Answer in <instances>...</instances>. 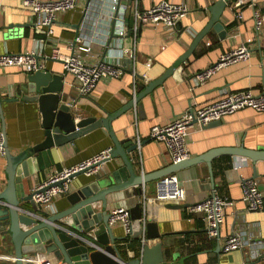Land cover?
Segmentation results:
<instances>
[{
	"label": "crops",
	"instance_id": "1",
	"mask_svg": "<svg viewBox=\"0 0 264 264\" xmlns=\"http://www.w3.org/2000/svg\"><path fill=\"white\" fill-rule=\"evenodd\" d=\"M159 1L77 0L76 8L56 14L51 32L47 34L45 27L35 26L36 16L21 6V0H0V54L34 52L40 69L61 76L62 94L69 106L70 102L75 101L70 107L77 114L99 118L113 113L134 100L135 95L150 81L174 67L163 83L144 94L111 122L117 139L130 138L137 143L136 150L128 154L137 174L152 173L171 163L166 145L151 139L149 135L153 125L168 123L189 107L211 103L227 91L250 89L253 93H260L264 90V27L257 28L253 22V11L262 12L264 0H249L239 6L235 5L239 0H229L219 18L226 30L225 37L220 38L217 31L210 28L182 61L179 59L208 22L211 16L209 6L216 0H166L187 7V14L179 21L178 28L169 29L163 24L141 23L135 19L136 9L146 10ZM119 28L126 31L123 38L117 33ZM76 36L82 37L89 47L88 51L77 48V44H74ZM129 37L133 38V60L127 57L122 48V42H128ZM241 44H246L251 50L248 59L221 68L202 83L195 82L197 72L213 64L222 52ZM54 46L65 55L79 54L86 63L112 56L122 60L125 70L119 77L100 79L88 95H80L76 77L63 69L59 59L51 58ZM28 73L24 67L0 66L1 97L14 96L16 91L19 92L18 89L27 83ZM19 93L23 94L22 90ZM2 107L7 145L12 153L42 141L41 115L35 103L19 101L3 103ZM239 145L264 149L263 112L243 108L224 115L218 124L208 127L194 125L187 140L189 157L218 147ZM109 146H113L109 135L101 128H95L53 150L54 164H44L40 169L34 160L28 175L22 179L25 193H31L33 187L55 169L75 164ZM122 165L121 157L117 156L105 161L95 175L73 176L67 192L53 199L47 213L64 209L68 193ZM5 167V157L0 155V190L5 187ZM254 172L256 177L253 176ZM212 173L213 183L208 166L200 162L174 174L185 192V199L178 205L187 207L201 201L213 189L234 201L232 206L224 209L216 238L207 235L199 214L189 213L186 207L168 208L166 205L169 202L156 201L155 181L145 185L142 194L133 191L131 195L130 189L109 194L107 212L119 207L129 209L141 198H145L146 204L155 205V222L158 231L163 234V261L160 264H264V206L259 211H249L242 200L243 179L256 180L264 195V162L253 164L242 157L222 155L213 159ZM26 203L30 205L28 201ZM111 227L119 237L128 235L120 221L112 223ZM232 233L248 235L259 242L254 248L260 251V256L252 258L249 247L224 250V238ZM129 239L130 242L133 240L131 237ZM122 241L119 244L128 249V258L139 257L140 252L135 255V250L127 246L129 242ZM11 251L10 240L0 237V264H14ZM42 262L54 263L55 258L52 254H36L33 264Z\"/></svg>",
	"mask_w": 264,
	"mask_h": 264
},
{
	"label": "water",
	"instance_id": "2",
	"mask_svg": "<svg viewBox=\"0 0 264 264\" xmlns=\"http://www.w3.org/2000/svg\"><path fill=\"white\" fill-rule=\"evenodd\" d=\"M228 2L229 0H216L209 6L211 16L208 22L180 61L210 28L217 31L220 38L225 37L226 30L219 18ZM175 27H179V22ZM173 69L174 67H170L160 77L141 88L134 100L99 118L94 115L83 116L71 110L62 94L61 76L44 69L28 73L26 85L18 89L19 92L22 90L23 94L16 91L14 96L3 98L0 95V131L6 160L5 187L0 190V237L10 240V256L14 264H33V258L38 253L52 254L56 260L66 264H160L163 261V234L158 231L155 222V205L149 202L146 204L145 198H141L127 209L130 221V232L127 236L140 241L139 257L128 258V249L119 244L125 237L115 235L108 222L110 213L107 212L106 206L109 194L129 189L132 190L129 192L131 195L134 194L133 191L142 194L145 185L153 181L157 183L164 175L200 162L208 166L213 183L212 161L222 155L242 157L253 164L264 162V149L239 145L210 149L201 155L170 163L152 173L135 172L128 154L136 150L137 143L130 138L117 139L111 122L131 108L144 94L163 83ZM19 101L37 105L41 115L43 139L14 154L7 145L2 105ZM218 123L219 120H214L203 127ZM95 128H101L109 135L113 142L111 158L120 156L123 165L68 193L65 198L67 206L64 209L55 213H41L32 200L33 193L26 194L22 184V179L28 175L32 162L36 160L40 169H43L44 164H54L53 150ZM78 174L83 172L74 176ZM253 176L256 177V172ZM27 201L30 205H27ZM166 207L179 208L186 205L169 203Z\"/></svg>",
	"mask_w": 264,
	"mask_h": 264
},
{
	"label": "built area",
	"instance_id": "3",
	"mask_svg": "<svg viewBox=\"0 0 264 264\" xmlns=\"http://www.w3.org/2000/svg\"><path fill=\"white\" fill-rule=\"evenodd\" d=\"M249 0H239L236 6L247 3ZM253 2V0H251ZM21 6L31 11L35 16V26L45 27L46 33L51 32V25L56 18V14L66 10L76 8L77 0H21ZM113 7V5H112ZM112 9V8H111ZM114 9V7H113ZM187 7L184 4L171 3L161 0L154 3L146 10H135L134 17L137 21L147 24H163L169 29H173L185 15ZM253 22L257 28L264 27V10L253 11ZM124 28H119L117 33L123 38ZM122 42L129 59H134L133 38ZM74 44L82 51H88L82 37L76 36ZM72 46V45H71ZM71 48H74L73 46ZM251 55V50L246 44H241L227 51L222 52L218 59L209 67L200 70L194 76L196 83H202L209 79L221 68L233 64L240 60H246ZM51 58L59 59L63 69L72 73L78 81V92L80 95H88L97 81L104 78L119 77L125 70L122 60L112 56H105L97 61L86 63L79 54L65 55L57 46L52 47ZM0 66L24 67L28 72L39 70L36 64L34 52L23 51L17 53L0 54ZM75 101L70 102L73 106ZM243 108H252L255 111L264 113V90L260 93H253L250 89L239 91H227L215 101L193 108L186 109L172 121L163 125H153L150 127L149 135L151 139L164 143L169 151L171 163L187 159V140L194 125L203 127L211 121L219 120L226 114L236 112ZM112 147H106L101 151L83 159L75 164L55 169L50 172L46 179L32 189V200L39 207L41 212L47 213L52 207V201L60 194L66 193L68 184L74 174L83 172L85 175H95L99 172L102 164L111 159ZM0 155H4L3 136L0 131ZM242 200L249 211H259L264 206V195L259 189V183L254 179H243ZM154 199L159 202H169L178 204L185 199L184 189L181 187L177 176L174 173L164 175L158 179L155 186ZM234 201L228 196L217 194L214 189L212 193L201 201L188 205L186 210L189 213L199 214L204 222L207 235L211 238L218 237V227L224 217V209L232 206ZM120 221L123 224L126 234L130 232V221L128 210L123 207L116 208L110 212L109 224ZM255 242L250 236H243L240 233L227 235L223 241L224 250H234L241 248H251V257H259L261 253L254 246ZM55 259L50 264H66ZM41 264H47L42 262Z\"/></svg>",
	"mask_w": 264,
	"mask_h": 264
},
{
	"label": "trees",
	"instance_id": "4",
	"mask_svg": "<svg viewBox=\"0 0 264 264\" xmlns=\"http://www.w3.org/2000/svg\"><path fill=\"white\" fill-rule=\"evenodd\" d=\"M128 240H129V241H128ZM126 241L129 242V243H128L129 245H127V246H128L129 248L135 250V255H138L139 252H140V248L138 247V246H139V241H138V239H133V240L130 242L129 237L126 236L125 239H124L122 242L124 243V242H126ZM136 243H137V244H136ZM135 244H136V247H134ZM123 247H124V246H123Z\"/></svg>",
	"mask_w": 264,
	"mask_h": 264
}]
</instances>
